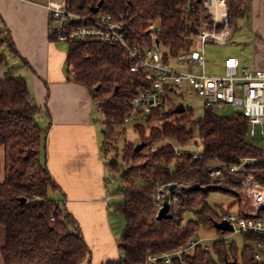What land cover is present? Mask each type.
<instances>
[{
  "label": "trees",
  "instance_id": "obj_1",
  "mask_svg": "<svg viewBox=\"0 0 264 264\" xmlns=\"http://www.w3.org/2000/svg\"><path fill=\"white\" fill-rule=\"evenodd\" d=\"M100 1L66 0L72 12L85 16L94 14L90 9ZM204 1L102 0L97 13L120 19L132 47L151 46L147 29L152 22L157 23L160 27L157 41L165 55L174 58L192 49L203 23L211 29L212 21L203 8ZM224 2L228 10V28L233 31L241 20L248 19L250 0ZM52 23L50 19L49 31ZM76 25L81 26L75 23L73 27ZM222 28V24L216 25L218 31ZM231 38L232 33L229 40ZM49 39L56 41V36L50 32ZM66 44L68 78L86 87L102 114V152L110 175L118 176L124 186L117 191L123 201L114 206L125 221L118 239L123 257L105 264H147L148 255L157 256L174 252L181 246L188 247L201 228L218 234L210 249L205 250L201 245L189 248L181 254L182 263L175 257L171 264H226L234 260L239 264H259L253 261L251 245L261 238L259 235H241L243 245L239 249L236 242L227 246L220 238L228 232L214 228V224L221 221V211L216 213L208 199L217 189H185L172 217L154 219L158 212L154 205L156 189L189 182L204 186L210 179L207 166L211 162L220 161L230 166L243 158L250 159L247 171L264 184V162L258 160L261 151L249 142L246 119L241 115L220 117L217 112L206 109L204 116L194 124L189 110L185 109L179 114L180 118L177 117L172 100L163 115L153 112L147 118L137 117L140 120L133 124V129L138 143L127 142L119 152L116 142L125 132V118L132 109L131 99L144 84V78L130 72L127 53L117 44L92 39ZM3 47L20 57L8 31L0 28V67L4 70L0 79L3 264H80L87 259L89 249L75 219L51 196L59 189L42 161L47 129L41 126L40 119L48 113L33 103L26 81L14 74L13 66H8L7 56L1 51ZM189 125L198 127V140H193ZM139 143L144 146L135 151ZM192 146H200L203 159H192ZM174 147H182L179 155ZM223 173V179L217 181L233 187H240V180L246 174L230 173L228 169ZM21 198L25 199L23 203ZM184 214H191L192 218L185 219ZM151 264L165 263L158 260Z\"/></svg>",
  "mask_w": 264,
  "mask_h": 264
},
{
  "label": "crops",
  "instance_id": "obj_2",
  "mask_svg": "<svg viewBox=\"0 0 264 264\" xmlns=\"http://www.w3.org/2000/svg\"><path fill=\"white\" fill-rule=\"evenodd\" d=\"M47 2L0 0V28L8 31L20 56L6 48L7 62L15 68L14 74L26 81L33 103L48 113L40 123L47 129L41 156L59 189L51 196L75 219L89 249L87 259L80 264H105L123 257V252L116 238L119 218L111 213L115 204H111L107 190L102 128L94 118L98 109L86 87L69 80L64 42L49 39ZM248 22L255 34L251 66L264 70V0H250ZM3 75L0 67V79ZM0 235L3 264L1 226Z\"/></svg>",
  "mask_w": 264,
  "mask_h": 264
},
{
  "label": "built area",
  "instance_id": "obj_3",
  "mask_svg": "<svg viewBox=\"0 0 264 264\" xmlns=\"http://www.w3.org/2000/svg\"><path fill=\"white\" fill-rule=\"evenodd\" d=\"M221 1L225 7L224 0ZM209 3L210 0L207 3L204 1V5L208 7ZM46 9L53 20L50 32L56 36V41L92 39L117 44L125 50L130 62V72L144 78V84L135 91L131 99L132 109L125 122L136 117L147 118L153 112L163 115L172 103L171 97L177 96L172 94H176L178 86L188 85L203 100L206 109L215 112L230 109L237 113L235 115H241L246 119L248 138L259 143L261 157L258 160L264 162V70L250 69L238 58L230 56L224 59L223 74L207 75L204 72V43L213 40L218 44H224L231 36L226 12L220 19H216L212 13L213 31L205 29L200 31L197 36L199 47L193 46L188 53L172 58L159 50V43L156 44L157 32L160 31L157 23L152 22L147 29L151 46L132 47L128 42L125 25L118 18L99 13L87 16L74 13L69 9L66 0H48ZM75 23L81 26L73 27ZM216 24H222L223 28L220 31L216 30ZM192 147V159H203L202 151L195 146ZM181 149L182 147H174L178 155ZM150 150L153 151L154 147ZM251 161L243 158L230 166L220 161L211 162L207 166L208 176L210 181H217L223 179L225 169L230 173L246 172L240 180V190L233 194L237 205L223 209L224 213L221 211V220L230 224L233 230L231 234L228 232L229 234L220 238L229 246V235H259L261 238L251 242L253 261L264 264V184H260L247 171L246 167ZM200 245L205 250L210 249V245L203 244L200 240H192L188 247L181 246L174 252L157 256L148 255L146 262L151 264L164 260L165 264H171L176 257L182 263L181 254Z\"/></svg>",
  "mask_w": 264,
  "mask_h": 264
},
{
  "label": "rangeland",
  "instance_id": "obj_4",
  "mask_svg": "<svg viewBox=\"0 0 264 264\" xmlns=\"http://www.w3.org/2000/svg\"><path fill=\"white\" fill-rule=\"evenodd\" d=\"M205 2L207 3L208 0H205ZM203 8L206 10V14L208 15V17L210 15L209 20L214 22V18H213L210 8L206 5H203ZM225 8H226V13H227L228 10H227L226 4H225ZM213 22L211 24V29L208 28L207 24L203 23L201 27L199 28V32L204 29L212 32L214 28ZM229 29L232 33V38L228 41V43L218 44L213 40H207L204 43L203 51H204V56H205V65H204L205 74L207 75L223 74L222 62L224 58L228 56L240 58L241 61L246 62L245 65L247 67L252 69V66H251V59H252L251 51L252 50L251 48H252V43H253L255 34L250 29V23L248 22V19L246 18L245 20H241L238 23V25L234 28L233 31H232V28L229 27ZM197 39L198 38L195 39L194 45H193L195 48L199 47ZM62 46L67 47L66 42H64ZM159 50L162 52L164 51L163 47H160ZM1 51L3 53L5 52L6 54V47H3ZM172 95H177V96L171 97V100L174 101L175 105L182 103L186 110L191 111L194 124L198 122L204 116L206 108L204 107L203 100L192 89H190L188 85L178 86V89L176 90V94H172ZM216 114L219 115L220 117H231L237 113L229 109L224 112H217ZM95 117H96V124L100 125L103 131L104 126L101 123L103 117H102V114L98 110L95 111L94 118ZM177 117L180 118V115L178 114ZM138 119L139 118L137 117L133 118L124 124L125 132L123 133V136H121L120 139L116 142V147L118 148L119 152H121L125 143L127 142L138 143L139 141L138 135L133 129V124L140 120ZM41 121L42 120L40 119V123ZM152 124L155 125L156 123L153 122ZM188 130L192 131L193 140L199 139L198 127L196 125L195 126L189 125ZM100 137H101L100 138L101 143H103L104 141L103 136H100ZM249 142H251L252 145L254 146L257 145L259 147V143L253 141L251 138ZM197 148L200 149V146H198ZM0 153H2V150H0ZM104 154L105 153L102 152V160L105 163V167H107L106 170L109 175L108 177L109 180L107 181L108 194L111 199V204L117 205L123 201V196L121 194H117V191L122 189L124 186L121 184L118 176H115L113 178V176L110 175L108 164L106 163L107 159L105 158ZM107 155L110 156V154H107ZM43 160L44 159L42 158V161ZM1 162H2V159H1ZM2 171L3 169H1V172H0L1 173L0 180H2L3 178ZM167 187L168 186L158 187L154 194V199H155L154 205L156 207V212L161 207L165 196L169 195L170 197L169 199L170 211L167 215L163 217L165 219L170 218L174 215L175 209L178 207V198L183 194V191L185 189H193V188L204 189V187H211L213 189H217V191L213 192L209 196L208 204L214 209L216 213H219V214H220V211H222L223 209H227L229 207H234L235 205H237V200L234 198L233 194L235 191L240 190L239 187H233L226 183H222L218 181H210V180L206 182L204 186L195 184L193 182L180 183L178 184L177 188L174 191H169ZM157 197L159 198L157 199ZM113 209H114V206H113ZM111 213L114 214L115 217L118 216L119 218L118 221H116V226L119 227L120 225L116 233V238L119 239V236L124 228L125 221H124V218L121 212L117 210H113V212ZM191 216H192L191 214L183 215L185 219H190L192 218ZM154 219H157V216H155ZM217 237H218V234L216 233V231L206 230V229L201 228L198 230L197 234L195 235L194 240H200L203 244L211 245V243L215 239H217ZM228 237H229L228 241L230 243L232 241L236 242L238 248L241 249L243 245L241 235L233 234L232 236L229 235Z\"/></svg>",
  "mask_w": 264,
  "mask_h": 264
},
{
  "label": "water",
  "instance_id": "obj_5",
  "mask_svg": "<svg viewBox=\"0 0 264 264\" xmlns=\"http://www.w3.org/2000/svg\"><path fill=\"white\" fill-rule=\"evenodd\" d=\"M197 1H200V0H197ZM102 5V0L97 4L96 7L94 8H91L90 9V12L92 13H97L99 8L101 7ZM158 43V41H156V44ZM185 111V107L182 103H179L177 105V107L175 108L174 110V113L176 114H181ZM143 143H139L136 145L135 147V151H139L143 148ZM177 188V184H169L167 189L169 191H174L175 189ZM170 197L169 195H166L165 198H164V201L161 205V207L158 209V212H157V218L158 219H162L165 215H167L170 211V201H169ZM21 203H23L25 201L24 198H21ZM222 213H224V211L222 210ZM214 228L216 230H220L221 232H232V227L230 224H228L226 221L224 220H221L217 223L214 224ZM226 264H239L237 261H228Z\"/></svg>",
  "mask_w": 264,
  "mask_h": 264
},
{
  "label": "bare ground",
  "instance_id": "obj_6",
  "mask_svg": "<svg viewBox=\"0 0 264 264\" xmlns=\"http://www.w3.org/2000/svg\"><path fill=\"white\" fill-rule=\"evenodd\" d=\"M209 7L211 13L215 15L216 19H220V17L226 12V8L224 7L221 0H210ZM207 6V5H206Z\"/></svg>",
  "mask_w": 264,
  "mask_h": 264
}]
</instances>
